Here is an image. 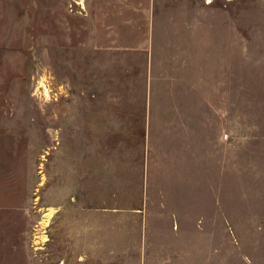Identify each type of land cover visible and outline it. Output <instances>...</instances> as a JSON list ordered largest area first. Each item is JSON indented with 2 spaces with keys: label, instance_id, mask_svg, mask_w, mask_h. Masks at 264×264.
<instances>
[{
  "label": "rangeland",
  "instance_id": "374dc122",
  "mask_svg": "<svg viewBox=\"0 0 264 264\" xmlns=\"http://www.w3.org/2000/svg\"><path fill=\"white\" fill-rule=\"evenodd\" d=\"M0 264H264V0H0Z\"/></svg>",
  "mask_w": 264,
  "mask_h": 264
},
{
  "label": "crops",
  "instance_id": "0c3cea01",
  "mask_svg": "<svg viewBox=\"0 0 264 264\" xmlns=\"http://www.w3.org/2000/svg\"><path fill=\"white\" fill-rule=\"evenodd\" d=\"M73 157H74V160H73ZM77 159H78V156L77 154H75L73 156V154L71 153V172H70V189L73 190V186L76 187L77 185V172H76V169L73 170V168H76V163H77ZM73 163H74V167H73ZM67 180V179H66ZM75 182V183H74ZM69 192H67V196H68ZM72 201L75 199V194H74V197L72 196ZM68 199V198H67Z\"/></svg>",
  "mask_w": 264,
  "mask_h": 264
},
{
  "label": "bare ground",
  "instance_id": "6f19581e",
  "mask_svg": "<svg viewBox=\"0 0 264 264\" xmlns=\"http://www.w3.org/2000/svg\"><path fill=\"white\" fill-rule=\"evenodd\" d=\"M48 216H50V215H48ZM48 216H47V217H48ZM48 219H49V218H48Z\"/></svg>",
  "mask_w": 264,
  "mask_h": 264
}]
</instances>
